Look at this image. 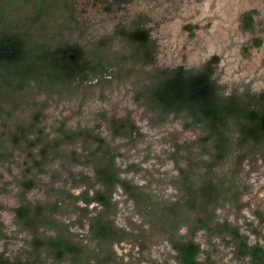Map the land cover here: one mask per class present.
I'll return each mask as SVG.
<instances>
[{
	"label": "rangeland",
	"instance_id": "374dc122",
	"mask_svg": "<svg viewBox=\"0 0 264 264\" xmlns=\"http://www.w3.org/2000/svg\"><path fill=\"white\" fill-rule=\"evenodd\" d=\"M248 11L254 12L249 32L240 27V18ZM134 22H142L149 32L154 45L151 64L134 63L130 45L115 33L131 29ZM5 31L20 35L29 48L78 45L96 68V73L89 72L81 80L48 84L31 79L19 88L11 71L0 66V255L9 260L23 261L31 251L32 236L16 224L14 211L24 192V176L36 180L35 188L25 194L30 203L53 200L51 187L69 186L61 167H69L66 158L50 159L39 174L31 169L24 143L12 146L11 133L20 124L33 122L29 138L40 135L48 140L59 137L60 130H93L116 148L121 178L144 187L156 199L173 200L177 191L172 180L178 174L173 154L179 150L181 166L199 157L202 148L196 140L202 133L187 117L146 106L144 94L151 76L178 66L199 70L216 56L213 78L223 96H254L256 101L264 96V0H0V33ZM256 40L261 42L258 47ZM68 54H73L70 61L75 59L74 53L67 52L66 57ZM32 64L41 72V61ZM26 66L18 68L22 71L19 81L25 80ZM8 81L13 82L8 86ZM120 125L124 128L113 135ZM231 136L235 141L237 133ZM76 146L59 150L67 155ZM31 151L37 154L38 146ZM237 154L228 155L215 172L223 174L234 168ZM73 168L91 174L90 168ZM28 169L31 173L26 175ZM236 171L239 203H228L216 214L236 225L250 245L264 247V147L249 154ZM72 192L78 194L80 189ZM112 201L114 223L129 236L113 245L107 264H178L163 238L144 239L149 236L148 228L120 188ZM76 219L77 214L70 210L57 217L69 226L74 241L86 243V221L80 228ZM185 232L181 228L179 234ZM136 235L143 238L138 241ZM195 241L201 250L199 264H252L250 257L236 254L233 244L205 232H198ZM45 263L70 264L52 259Z\"/></svg>",
	"mask_w": 264,
	"mask_h": 264
},
{
	"label": "trees",
	"instance_id": "16d2710c",
	"mask_svg": "<svg viewBox=\"0 0 264 264\" xmlns=\"http://www.w3.org/2000/svg\"><path fill=\"white\" fill-rule=\"evenodd\" d=\"M253 13L242 14L240 27L243 31H252ZM115 33L123 36L130 45V57L134 63H152L154 45L142 22H134L131 29H119ZM260 44V40L255 41L256 47ZM67 52L74 53L75 59L70 61L66 57ZM90 60L84 57V50L78 45L53 49L44 45L29 48L20 35L8 31L0 33V66L11 71L19 88L31 79L45 80L48 84L81 80L89 72L96 73ZM31 61H41V72L35 70ZM216 62L217 57L213 56L199 70L181 66L159 70L151 76L144 94L149 109L187 117L202 133L196 140L202 148L199 157L189 159L185 166H181L179 150L173 154L178 171L172 180L177 191L173 200L156 199L144 187L121 178L115 162L118 157L116 148L93 130H60L59 137L48 140L40 135L29 138L33 133V122L17 126L11 133L10 142L16 148L24 143L33 164L31 169L42 174L50 159L66 158L65 163H69V167H61L66 173L69 188L64 187L66 183L58 188L51 187L53 200L30 203L26 201L25 194L35 188L36 180L34 176H24L21 181L24 192L14 211L16 224L32 236L31 251L23 261L9 260L0 255V264H46L47 259L67 260L70 264L109 263L113 245L129 236L115 225L112 218L115 207L112 196L117 188L133 202L147 226L149 236L144 239L163 238L174 251L178 264H199L201 250L195 238L200 231L208 237L233 244L236 254L250 257L252 264H264V247L257 243L250 245L247 236L241 234L236 225L226 218L219 219L216 214L218 208L228 203H239L241 194L234 179L236 167L249 154H255L264 147V96L259 101L254 96L245 99L235 95L223 96L213 78L212 65ZM24 63L27 65L25 80L19 81L18 75L22 71L18 68ZM12 82L8 81L6 85ZM123 128V125L115 127L113 135H118ZM233 132L237 133L235 141L231 138ZM68 145H78L80 151L76 146L67 155H62L60 147ZM37 146V154L33 155L31 150ZM233 152H238L234 168L227 169L223 174L216 173L215 169L223 166L225 158ZM204 155L207 159L202 158ZM77 165L90 168L91 174L82 170L75 172L73 167ZM31 169L25 174L31 173ZM75 189H80V192L74 194L72 190ZM92 204L95 207L90 210ZM68 210L75 211L80 228L86 221V243L74 241L69 226L57 220ZM181 228H186L183 235L179 234ZM134 237L138 241L143 238Z\"/></svg>",
	"mask_w": 264,
	"mask_h": 264
},
{
	"label": "water",
	"instance_id": "95a60500",
	"mask_svg": "<svg viewBox=\"0 0 264 264\" xmlns=\"http://www.w3.org/2000/svg\"><path fill=\"white\" fill-rule=\"evenodd\" d=\"M67 58L71 60L73 58V54H68Z\"/></svg>",
	"mask_w": 264,
	"mask_h": 264
}]
</instances>
